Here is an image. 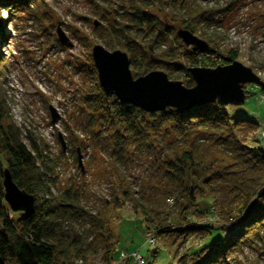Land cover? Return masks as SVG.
<instances>
[{
	"label": "trees",
	"instance_id": "16d2710c",
	"mask_svg": "<svg viewBox=\"0 0 264 264\" xmlns=\"http://www.w3.org/2000/svg\"><path fill=\"white\" fill-rule=\"evenodd\" d=\"M164 1L131 0L129 9L121 6L123 13L115 10L116 16L128 20L127 24L117 22V19H113V23L108 21L105 27L110 38L107 47L113 51L120 49L128 54L135 78L162 70L173 80L179 81L183 79L182 75L188 76L183 83L187 87H193L194 82L188 68L198 63L195 56L213 51L208 49L209 47L196 52L192 47L185 48L186 45L178 36L175 27L165 23L162 20L163 16L156 13L154 8L155 6L160 8V12L167 10L173 23H181L182 29L196 36L200 32L201 35H208L206 29L211 25L215 26V30L211 31L212 33L215 31L213 36L210 35L211 41L204 38L210 46L212 43L220 42L217 40L219 30L216 27L222 23L224 25L232 4L205 9L199 4L185 6L184 0L172 3ZM3 8L10 12L8 25L11 22L15 25V21L21 20L23 16L20 14L27 15L28 19L31 18L45 30L52 24L48 19L46 0H0V35L3 38L5 37L1 26ZM77 36L84 38L80 32ZM5 41L0 39V46ZM81 41L90 44L89 40ZM59 47L64 49L62 45ZM180 48H184L185 52L180 51ZM88 62L90 64L82 68H86L89 75L97 77L91 56L88 57ZM6 63V59L1 57L0 264L64 262L69 259L66 245H70L77 255L84 257L81 252L83 234H79L75 228L76 222L88 217L82 206L84 193L73 187L57 194L50 191L53 182L46 174L48 167L41 157V152L35 142H32L33 151L27 147L20 129L11 118L3 95ZM223 63L229 64L228 59L223 60ZM85 97L90 118L112 131V135L104 139H112L116 145L112 153L114 160L128 145H133L136 151L143 154H150L156 149L155 144L159 143L166 156L159 163L158 170L168 180L182 184L184 180L187 182L184 188L176 190L166 188L160 204L152 202L143 204L135 199L131 184L115 163L114 169L119 181L116 186L118 190L116 198L113 201L116 210L122 209L125 202H130L132 209L142 214L147 230H151V226H155V230L159 229L157 237L176 233L177 237L182 239L195 236L210 240L216 231H222V238L216 237L213 243L192 257L197 264H232L230 257L233 254L244 249L254 250L257 245L264 248V150L251 141V137L259 130L258 123L244 118L231 120L225 106L218 103L195 107L185 113L173 108L148 113L132 104L122 103L115 96L106 97L100 88L96 91L91 89ZM201 141L220 147L224 159L220 158L222 157L220 155L211 156L202 150L199 147ZM226 159L232 160L233 163L226 164ZM152 166H156V163H152ZM6 169L11 172L14 182L20 189L36 198L35 212L25 221L18 222V213L12 212L5 201L3 180ZM193 169H203L209 174L201 186L192 185L187 181ZM241 170L244 174L240 173ZM249 171L253 173L248 174ZM177 191L180 211L179 218L173 222L170 215L165 214L162 209L167 208L171 201L174 203V199L169 203L168 200ZM207 197L214 198L221 213L218 215L225 223L236 221L246 213L247 215L234 229L230 228L231 231L227 235L225 234L229 227L226 226L216 228L192 224L188 215H197L199 200ZM104 204L110 206L112 203L105 201ZM93 230L95 236L90 244L93 250L101 249L109 262L113 255L112 249L115 247L114 235L106 231L105 223L101 219L97 223L95 221ZM144 263L143 258L141 264Z\"/></svg>",
	"mask_w": 264,
	"mask_h": 264
},
{
	"label": "rangeland",
	"instance_id": "374dc122",
	"mask_svg": "<svg viewBox=\"0 0 264 264\" xmlns=\"http://www.w3.org/2000/svg\"><path fill=\"white\" fill-rule=\"evenodd\" d=\"M174 1L178 0L164 2ZM46 3L48 19L52 23L48 30L40 28L38 23L24 14H20L23 18L15 21V25L14 22L8 25L10 12L2 9L1 26L5 37L0 35V39L6 41L5 46H0V58L7 61L3 95L11 118L20 129L27 147L33 151L32 142H35L39 148L48 167L46 174L53 182L50 191L57 194L73 187L84 193L82 206L88 217L75 224L78 233L83 234L81 252L84 257L77 255L70 245H66L69 259L51 264H141L138 255L145 259L144 264H197L192 257L213 243L216 237L222 238V231H216L210 240L195 236L182 239L176 233L157 237L159 229L155 230V226H151V230H147L142 214L134 211L130 202H125L122 209L116 210L113 201L119 181L114 169L115 163L131 184L135 199L143 204H160L166 188H184L187 182L184 180L182 184L168 180L158 170L159 163L166 156L159 143L155 144L156 149L150 154H143L136 151L133 145H128L114 160L112 153L116 145L112 139H104L111 136L112 131L92 120L88 110L85 94L101 87L98 74L97 77L89 75L87 69L82 67L89 63L88 57L92 58L96 44L113 51L107 47L110 38L105 27L108 21L113 23V19L127 24L128 18L123 21L116 16L115 10L123 13L121 6L129 9L131 0H46ZM227 3L232 4L230 13L226 16L224 25L222 23L216 27L219 30L217 40L220 42L210 44L208 49L213 52L195 56L198 63L191 67L215 68L239 62L251 68L264 82V0L183 1L185 6L199 4L205 9L225 6ZM154 9L176 31L182 29L181 23L172 22L166 7L165 12H160V8L156 6ZM59 24L74 43L73 48L60 49L61 43L56 34ZM213 30L215 26L211 25L206 29L208 35H201L200 32L197 37L211 41L210 35L215 33H212ZM79 32L84 38L77 36ZM83 39L89 40L90 44L82 42ZM179 50L185 52L184 48ZM225 59H228L229 64L223 63ZM130 68L132 71L133 66ZM182 78L179 81H186L188 76L182 75ZM245 90L248 97L244 104L227 105L225 109L231 120L244 118L259 124V130L251 137V141L264 150V92L255 84L246 85ZM51 107L57 113L55 123L52 122ZM59 135L64 138L66 150L63 149ZM199 144L211 156L223 154L217 145L203 141ZM79 154L82 157V167ZM152 163H156V166H152ZM225 163L231 165L233 161L226 159ZM240 173L244 174V171L241 170ZM208 175L203 169H193L187 181L201 186ZM178 198L177 191L168 200L169 203L174 199V203L171 201L167 208L162 209L165 214L170 215L172 221L179 218ZM105 201L112 204L105 206ZM197 209V215H188L192 224L229 227L225 235L247 215L246 213L236 221L225 223L218 215L221 213L213 197L200 199ZM99 219L105 223L106 231L114 235L115 247L109 262L101 249L93 250L90 244L95 236L93 225ZM262 247L257 245L254 250L237 252L230 257V261L232 264H264Z\"/></svg>",
	"mask_w": 264,
	"mask_h": 264
},
{
	"label": "water",
	"instance_id": "95a60500",
	"mask_svg": "<svg viewBox=\"0 0 264 264\" xmlns=\"http://www.w3.org/2000/svg\"><path fill=\"white\" fill-rule=\"evenodd\" d=\"M59 42L66 48H73L74 43L59 24L56 29ZM183 43L192 47L193 51L207 49L209 44L185 29L178 30ZM100 87L106 97L115 96L122 103H129L145 112H159L173 108L185 113L195 107L218 103L223 106L242 105L247 99L246 85L255 84L264 92V82L251 68L239 62L215 68L190 67L195 85L187 87L182 81L171 80L162 70H155L135 78L131 71V63L126 52L117 49L110 51L96 44L92 52ZM52 122L55 123L57 113L51 107ZM59 139L66 150L62 135ZM82 167V157L78 155ZM4 197L12 212L18 213V222L33 216L36 198L22 190L14 182L11 172L4 171Z\"/></svg>",
	"mask_w": 264,
	"mask_h": 264
},
{
	"label": "built area",
	"instance_id": "2783aa9c",
	"mask_svg": "<svg viewBox=\"0 0 264 264\" xmlns=\"http://www.w3.org/2000/svg\"><path fill=\"white\" fill-rule=\"evenodd\" d=\"M139 260L143 263V258L138 255Z\"/></svg>",
	"mask_w": 264,
	"mask_h": 264
},
{
	"label": "bare ground",
	"instance_id": "6f19581e",
	"mask_svg": "<svg viewBox=\"0 0 264 264\" xmlns=\"http://www.w3.org/2000/svg\"><path fill=\"white\" fill-rule=\"evenodd\" d=\"M2 47L5 46L4 44L1 45Z\"/></svg>",
	"mask_w": 264,
	"mask_h": 264
}]
</instances>
